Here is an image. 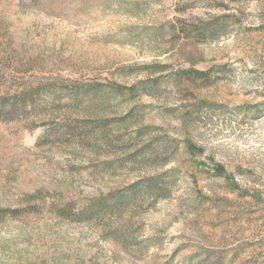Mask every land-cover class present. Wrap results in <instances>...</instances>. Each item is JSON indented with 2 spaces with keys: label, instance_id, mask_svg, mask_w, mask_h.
Wrapping results in <instances>:
<instances>
[{
  "label": "rangeland",
  "instance_id": "374dc122",
  "mask_svg": "<svg viewBox=\"0 0 264 264\" xmlns=\"http://www.w3.org/2000/svg\"><path fill=\"white\" fill-rule=\"evenodd\" d=\"M0 264H264V0H0Z\"/></svg>",
  "mask_w": 264,
  "mask_h": 264
},
{
  "label": "trees",
  "instance_id": "16d2710c",
  "mask_svg": "<svg viewBox=\"0 0 264 264\" xmlns=\"http://www.w3.org/2000/svg\"><path fill=\"white\" fill-rule=\"evenodd\" d=\"M209 70L210 69H207L206 71H195L194 74L198 76H205L208 74ZM214 169L217 175H224V171L221 166L216 165Z\"/></svg>",
  "mask_w": 264,
  "mask_h": 264
}]
</instances>
